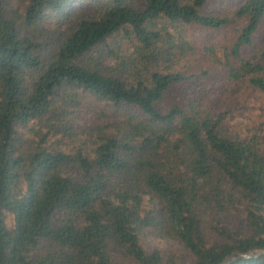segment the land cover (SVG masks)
<instances>
[{
  "label": "trees",
  "instance_id": "trees-1",
  "mask_svg": "<svg viewBox=\"0 0 264 264\" xmlns=\"http://www.w3.org/2000/svg\"><path fill=\"white\" fill-rule=\"evenodd\" d=\"M207 2L0 0V264H183L172 247L147 251V229L190 264L264 251V123L237 132L193 97L163 107L193 76L186 29L231 21ZM234 15L238 57L264 0ZM227 66L264 96V45ZM87 100L103 109L79 128Z\"/></svg>",
  "mask_w": 264,
  "mask_h": 264
},
{
  "label": "rangeland",
  "instance_id": "rangeland-1",
  "mask_svg": "<svg viewBox=\"0 0 264 264\" xmlns=\"http://www.w3.org/2000/svg\"><path fill=\"white\" fill-rule=\"evenodd\" d=\"M244 0H208L204 7L205 12L219 16H228L230 23L217 28H204L192 25L186 29V38L193 46L186 66L182 69L186 74L193 76L173 86L164 96L163 107L171 103L181 102L186 98H197L205 107L223 110L226 113L228 124L237 132L253 131L260 123H264V96L252 87L247 80L232 81L227 77L229 64L237 66L240 59H247L258 52L264 45V20L256 33L253 34L252 43L241 48L238 57L229 54L237 36V29L243 19L234 15L235 9ZM73 4H76L74 2ZM82 5L75 11L82 9ZM74 12V11H73ZM53 18L48 22L53 23ZM212 48L209 52L205 48ZM107 65L114 64L112 56L104 61ZM103 106L87 100L78 108L74 120L77 127H83L97 117V111ZM110 110L107 111L109 113ZM109 115L108 117H110ZM140 242L147 251L154 248L167 249L172 247L181 258L183 264H190L192 257L188 256L182 245L174 239L161 238L151 229L139 234Z\"/></svg>",
  "mask_w": 264,
  "mask_h": 264
},
{
  "label": "water",
  "instance_id": "water-1",
  "mask_svg": "<svg viewBox=\"0 0 264 264\" xmlns=\"http://www.w3.org/2000/svg\"><path fill=\"white\" fill-rule=\"evenodd\" d=\"M264 251H259L257 253H239V252H235L232 255H230L229 257L226 258V261L222 264H227L230 263L231 261H233L234 259L238 258V257H243V258H251V257H257L260 254H263Z\"/></svg>",
  "mask_w": 264,
  "mask_h": 264
}]
</instances>
